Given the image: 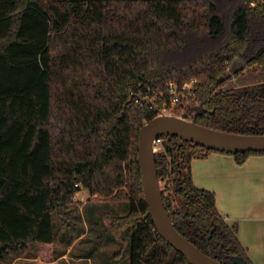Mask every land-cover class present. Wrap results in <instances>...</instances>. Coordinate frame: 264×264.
I'll use <instances>...</instances> for the list:
<instances>
[{
	"label": "trees",
	"instance_id": "1",
	"mask_svg": "<svg viewBox=\"0 0 264 264\" xmlns=\"http://www.w3.org/2000/svg\"><path fill=\"white\" fill-rule=\"evenodd\" d=\"M234 59L264 66V0H0V259L35 242L38 264H53L52 215L82 187L128 204L106 218L118 236L131 229L129 264H190L146 214L137 134L156 112L136 94L161 106L169 81L193 80L198 123L264 134V71L228 88L243 71L228 72ZM212 150L163 135L165 208L205 253L253 264L193 182L191 160ZM229 153L240 164L264 151Z\"/></svg>",
	"mask_w": 264,
	"mask_h": 264
},
{
	"label": "rangeland",
	"instance_id": "2",
	"mask_svg": "<svg viewBox=\"0 0 264 264\" xmlns=\"http://www.w3.org/2000/svg\"><path fill=\"white\" fill-rule=\"evenodd\" d=\"M239 76L230 80L226 87L239 88L243 84L250 87L260 82L259 74L264 66H248L234 59L228 72ZM259 80V81H258ZM186 107L175 106L173 111L181 113ZM157 151L163 149V141L156 144ZM72 203L64 209V214L55 211L52 215L55 241L53 243V264H129V241L131 229L123 228L116 235L110 228L106 214L123 215L128 204L123 200L91 193L80 188L73 196ZM40 257L35 242L26 247L9 250L3 254L0 264H38Z\"/></svg>",
	"mask_w": 264,
	"mask_h": 264
},
{
	"label": "water",
	"instance_id": "3",
	"mask_svg": "<svg viewBox=\"0 0 264 264\" xmlns=\"http://www.w3.org/2000/svg\"><path fill=\"white\" fill-rule=\"evenodd\" d=\"M136 97L156 112L139 128L137 134V161L143 197L148 207L146 214L150 216L159 235L181 252L190 264H226L199 249L175 228L162 197V184L155 163V142L160 136L175 135L207 149L223 152L264 151V134L230 132L198 123L196 116L205 110L201 105L193 107L195 112L190 117L186 111H163L154 100L142 94H136ZM231 259L234 264H246L241 256L233 255Z\"/></svg>",
	"mask_w": 264,
	"mask_h": 264
},
{
	"label": "crops",
	"instance_id": "4",
	"mask_svg": "<svg viewBox=\"0 0 264 264\" xmlns=\"http://www.w3.org/2000/svg\"><path fill=\"white\" fill-rule=\"evenodd\" d=\"M196 186L211 190L218 211L231 225L253 264H264V153L236 163L229 152L209 151L190 162Z\"/></svg>",
	"mask_w": 264,
	"mask_h": 264
},
{
	"label": "built area",
	"instance_id": "5",
	"mask_svg": "<svg viewBox=\"0 0 264 264\" xmlns=\"http://www.w3.org/2000/svg\"><path fill=\"white\" fill-rule=\"evenodd\" d=\"M253 4V3H252ZM192 81L184 82L181 85L176 84L173 81H169L166 86L165 99L159 108L163 111H170L175 106H179L181 103L188 101L189 97H193ZM137 100V99H136ZM160 140V137L156 139L155 144ZM157 152V148H156Z\"/></svg>",
	"mask_w": 264,
	"mask_h": 264
},
{
	"label": "flooded vegetation",
	"instance_id": "6",
	"mask_svg": "<svg viewBox=\"0 0 264 264\" xmlns=\"http://www.w3.org/2000/svg\"><path fill=\"white\" fill-rule=\"evenodd\" d=\"M198 105H201V104H195V103H192V102H190V101H186V102H183V103H181L180 104V107H186V106H188V108H186V110L188 111L189 110V107H191L192 109H193V111H192V114H194V112H195V108H193L194 106H198ZM202 106V105H201ZM205 110L202 112V113H199L197 116H199V115H201V114H203L204 112H206V107H204V106H202ZM185 110V111H186ZM189 112V111H188ZM193 116V115H192ZM197 116H196V118H197ZM163 141V136H160V141Z\"/></svg>",
	"mask_w": 264,
	"mask_h": 264
}]
</instances>
